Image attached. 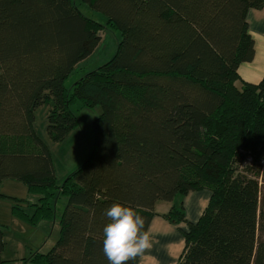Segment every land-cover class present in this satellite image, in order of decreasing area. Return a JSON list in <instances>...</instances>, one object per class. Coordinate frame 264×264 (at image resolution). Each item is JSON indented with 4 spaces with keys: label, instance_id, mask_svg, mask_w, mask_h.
<instances>
[{
    "label": "trees",
    "instance_id": "1",
    "mask_svg": "<svg viewBox=\"0 0 264 264\" xmlns=\"http://www.w3.org/2000/svg\"><path fill=\"white\" fill-rule=\"evenodd\" d=\"M82 2L103 19L75 0H0V197L4 181L24 182L39 202L29 215L15 199L13 214L32 223L53 219L66 199L58 240L33 264H109L103 228L114 202L148 230L158 202L200 189L212 197L183 231L178 264H264V78L236 86L256 51L246 14L264 0ZM106 29L120 36L114 56L67 87ZM78 102L101 109L95 142L59 181L36 111L48 105L47 133L60 142L80 125ZM164 216L186 221L181 206ZM4 249L0 228V264Z\"/></svg>",
    "mask_w": 264,
    "mask_h": 264
},
{
    "label": "rangeland",
    "instance_id": "2",
    "mask_svg": "<svg viewBox=\"0 0 264 264\" xmlns=\"http://www.w3.org/2000/svg\"><path fill=\"white\" fill-rule=\"evenodd\" d=\"M75 1L85 15L103 19L97 11L82 0ZM101 37L96 50L80 63L69 77L66 82L67 87L114 56L118 48L119 34L114 30L106 29L101 31ZM73 107L79 117L80 125L60 142H55L48 136L47 105L41 106L36 112V131L52 153L59 181H63L88 158L89 151L95 142L93 122L101 112L99 107L86 108L80 102ZM1 193L6 196L0 197V225H3L5 247L3 258L6 264H33L35 254L47 253L58 240L61 229L60 215L65 208L66 199L61 197L57 201L56 215L53 219H43L38 223H32L16 217L13 214V207L19 203L15 199H19L25 213L32 215L34 204L40 199L38 194L29 193L24 182L13 180L3 182Z\"/></svg>",
    "mask_w": 264,
    "mask_h": 264
},
{
    "label": "crops",
    "instance_id": "3",
    "mask_svg": "<svg viewBox=\"0 0 264 264\" xmlns=\"http://www.w3.org/2000/svg\"><path fill=\"white\" fill-rule=\"evenodd\" d=\"M78 6L81 8L80 5ZM246 19L249 33L255 41L256 51L251 62L242 63L239 67L240 80L236 82L238 88H242L244 83H259L264 78V8L249 9ZM2 188L3 183L1 190ZM211 197L210 190L200 189L191 191L185 196H178L173 202H158L155 207L156 214L148 229L153 236L152 247L138 256L136 264H178L185 248L183 231H189V223L196 224L199 221ZM173 205L183 208L185 222L176 225L165 218L164 215L169 213ZM2 227L3 225H0V228Z\"/></svg>",
    "mask_w": 264,
    "mask_h": 264
},
{
    "label": "clouds",
    "instance_id": "4",
    "mask_svg": "<svg viewBox=\"0 0 264 264\" xmlns=\"http://www.w3.org/2000/svg\"><path fill=\"white\" fill-rule=\"evenodd\" d=\"M105 215L103 252L109 264H128L152 247L153 236L135 208L114 202Z\"/></svg>",
    "mask_w": 264,
    "mask_h": 264
}]
</instances>
